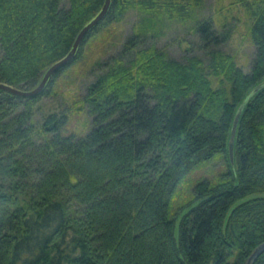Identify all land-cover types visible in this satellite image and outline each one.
<instances>
[{"label": "trees", "instance_id": "1", "mask_svg": "<svg viewBox=\"0 0 264 264\" xmlns=\"http://www.w3.org/2000/svg\"><path fill=\"white\" fill-rule=\"evenodd\" d=\"M103 3L0 0V80L36 85ZM202 4L112 0L42 92L0 88V264H245L264 241V0ZM132 10L140 19L111 51ZM241 10L250 70L221 46ZM174 19L191 21L206 57L156 43V24ZM79 77L71 105L41 111ZM84 110L87 130L69 129ZM220 158L213 176H192Z\"/></svg>", "mask_w": 264, "mask_h": 264}, {"label": "rangeland", "instance_id": "2", "mask_svg": "<svg viewBox=\"0 0 264 264\" xmlns=\"http://www.w3.org/2000/svg\"><path fill=\"white\" fill-rule=\"evenodd\" d=\"M219 0H203L202 7L199 12L205 14H215L217 13V3ZM225 6L230 4V0H222ZM245 12V11H244ZM242 12H232V15L226 20V24L232 28L231 36L227 41L221 44V46L232 53H235L240 64L246 69L250 70L254 54L255 45L251 41L249 35L247 34V29L243 20L238 18V15L245 16ZM141 14L137 10H132L124 18L122 22L118 25L117 30L114 35L110 38L109 44L111 51L118 50L125 37L132 31L134 24L140 19ZM234 17V18H233ZM191 21L183 23L178 19L166 20L162 24L159 22L156 24L154 29H162L163 33L159 38L155 39L156 43L165 48L171 55L179 58L186 59L187 54L198 53L203 57L206 54L203 50L197 46L191 45V41H196L197 34L191 29ZM108 44V46H109ZM103 56L102 53H98L96 57ZM64 93L62 95L55 96H45L42 101H40L41 111H51V110H62L63 108L72 104V99L75 95L81 94L85 91V77L77 78L71 85L63 87ZM81 95H78L80 97ZM89 114L85 110L81 112L78 116H74L70 122L69 129L74 128L78 133L87 130V123L89 122ZM223 163L220 160L215 162H209L206 166L197 169L195 172L191 173L194 177H199L200 175H211L213 176L214 171H219L223 168ZM213 168V169H212Z\"/></svg>", "mask_w": 264, "mask_h": 264}, {"label": "water", "instance_id": "3", "mask_svg": "<svg viewBox=\"0 0 264 264\" xmlns=\"http://www.w3.org/2000/svg\"><path fill=\"white\" fill-rule=\"evenodd\" d=\"M111 5H112V0H104L101 9L80 29L69 51L48 66L42 78L36 85L27 88L0 80V88L22 96H33L42 92L47 87L51 78L59 70V68L70 63L74 59L86 35L104 19V17L110 10ZM236 124H237V117L234 128L236 127ZM234 135L235 134L233 132L230 142L231 151L234 144ZM262 249H264V241L260 243L258 246H256V248L250 253L245 264H253L255 258L260 253V251H262Z\"/></svg>", "mask_w": 264, "mask_h": 264}]
</instances>
